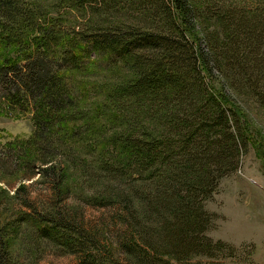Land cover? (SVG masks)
I'll list each match as a JSON object with an SVG mask.
<instances>
[{
  "label": "trees",
  "instance_id": "obj_1",
  "mask_svg": "<svg viewBox=\"0 0 264 264\" xmlns=\"http://www.w3.org/2000/svg\"><path fill=\"white\" fill-rule=\"evenodd\" d=\"M50 9L60 13L50 16ZM113 13L122 19L108 20ZM94 14L100 18L91 20ZM2 45L0 112H29L33 131L7 143L15 165L0 161V172L39 174L64 194L62 201L68 188L61 157L85 164L71 143L89 153L110 144L92 162L100 172L95 179L103 176L111 187L98 200L112 208L122 231L116 248L102 252L95 232L72 215L38 211L20 184L11 198L24 191L22 201L35 215L0 218V264H20L10 243L23 222L36 226L39 241L76 254L79 264L216 257L225 246L207 235L213 215L205 203L238 170L249 144L233 92L264 108V0H0ZM92 53L131 73L98 109L99 117L108 115V139L87 134V121L65 128L87 119L68 76L83 72Z\"/></svg>",
  "mask_w": 264,
  "mask_h": 264
},
{
  "label": "rangeland",
  "instance_id": "obj_2",
  "mask_svg": "<svg viewBox=\"0 0 264 264\" xmlns=\"http://www.w3.org/2000/svg\"><path fill=\"white\" fill-rule=\"evenodd\" d=\"M226 1L254 2V0ZM48 13L55 17L60 12L50 9ZM77 13L69 10L70 17L73 19L76 16L78 17L76 21H80L82 18L77 16ZM99 18L100 15H90L91 20ZM120 19L122 16L117 13L108 17L110 21ZM4 51L3 45L0 46V54ZM129 77L131 73L123 65L111 67L109 60H106L104 56L92 53L90 62L83 72H72L68 76L74 92L81 95V108L89 110L87 119L73 125L65 124V128L70 130L87 121L91 127L87 134L94 130L100 131L104 138L108 139L111 135V132L107 130L108 115L99 117L98 109L106 103L105 99L109 90ZM213 85L220 86L216 81ZM233 94L242 106L249 144L238 170L222 178L212 198L205 203V210L213 215L207 235L214 242H222L225 247L217 253L215 258H195L192 261L193 264L211 262L214 264H264V108L249 94L238 91ZM110 113L108 111L109 115ZM32 131L33 122L29 112L16 114L0 112V161L14 169L15 157L7 143L12 140L26 139ZM75 144L71 143V147L76 150V155L79 154L85 159V164L79 162V159L73 162L61 157V161H65L64 164L67 167L68 197L66 199L58 201V197L62 199L64 194H58L52 189L50 183L41 179L39 174L26 176L23 179L20 172L8 176L0 172L2 203L0 218L12 220L19 213L34 214L22 201L24 196L20 194L23 195L24 191H20L19 195L11 198L15 189L23 184L27 187L26 194L29 202L38 211L72 215L83 224L86 230L96 233L100 241L97 246L103 248L102 252H106L107 247L116 248L115 244L120 237L122 225L113 222L112 208L98 200L106 197L107 190L111 187L103 176L99 178L100 180L95 179L100 172L97 170L98 163H93L92 160L106 153L110 144L105 143L92 153L84 149L82 144L77 143L78 146ZM56 157L54 159H59ZM97 160L99 161L100 158ZM35 229L36 226L33 223H20L10 243L11 252L16 261L20 264H79V257L76 254H69L44 239L39 241L34 234Z\"/></svg>",
  "mask_w": 264,
  "mask_h": 264
}]
</instances>
